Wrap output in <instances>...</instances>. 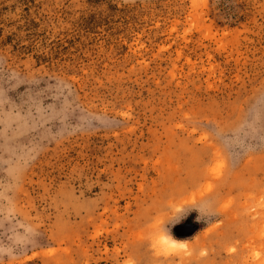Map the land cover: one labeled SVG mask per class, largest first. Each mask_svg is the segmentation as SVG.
I'll return each mask as SVG.
<instances>
[{"label": "rangeland", "instance_id": "374dc122", "mask_svg": "<svg viewBox=\"0 0 264 264\" xmlns=\"http://www.w3.org/2000/svg\"><path fill=\"white\" fill-rule=\"evenodd\" d=\"M0 264H264V0H0Z\"/></svg>", "mask_w": 264, "mask_h": 264}, {"label": "bare ground", "instance_id": "6f19581e", "mask_svg": "<svg viewBox=\"0 0 264 264\" xmlns=\"http://www.w3.org/2000/svg\"><path fill=\"white\" fill-rule=\"evenodd\" d=\"M161 239L164 242L165 246L169 248H174V247L182 246L183 244H185L182 241L175 240V239H168L166 237H162Z\"/></svg>", "mask_w": 264, "mask_h": 264}]
</instances>
